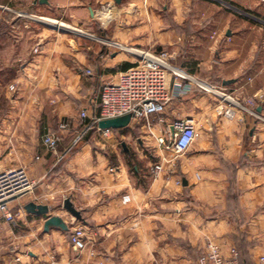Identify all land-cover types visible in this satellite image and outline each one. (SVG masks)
I'll use <instances>...</instances> for the list:
<instances>
[{
	"label": "crops",
	"instance_id": "obj_1",
	"mask_svg": "<svg viewBox=\"0 0 264 264\" xmlns=\"http://www.w3.org/2000/svg\"><path fill=\"white\" fill-rule=\"evenodd\" d=\"M147 50L170 54L189 89L151 116L150 127L131 124L108 139L91 129L71 147L87 122L80 111L97 115L101 86ZM175 80L166 74L168 91ZM211 88L252 100L254 114L227 118ZM177 119L191 120L197 133L181 155L169 147ZM48 132L61 137L57 154L41 142ZM154 163L163 167L158 178L150 176ZM19 167L36 185L9 203L14 220L0 214V264H199L207 242L224 258L235 249L243 264H259L264 0H0V170ZM67 199L82 220L64 210ZM29 203L47 206L68 231L43 232L46 217L27 213ZM76 227L92 258H77L69 242Z\"/></svg>",
	"mask_w": 264,
	"mask_h": 264
},
{
	"label": "built area",
	"instance_id": "obj_2",
	"mask_svg": "<svg viewBox=\"0 0 264 264\" xmlns=\"http://www.w3.org/2000/svg\"><path fill=\"white\" fill-rule=\"evenodd\" d=\"M170 57V54L165 51H142L137 53L134 65L120 72L116 82H108L101 86L99 92V113L90 119L86 109L80 111V119L87 120V122L71 147L75 146L85 133L91 129L99 132L101 138H112L114 136L112 129L102 130L98 128V122L102 120L130 115L129 125L143 122L147 127H150L151 116L163 114L175 97L184 94L189 89V84L181 81L188 80V77L170 64ZM168 72L172 73L176 79L173 82V91L166 89L165 76ZM86 74L90 75L91 71L88 70ZM210 90L219 95L226 103L223 113L227 118L232 119L236 110L254 114L248 108L255 106L252 100L241 103L217 88H211ZM67 128L68 123H60L61 130H66ZM170 128V149L175 155L184 154L197 137L194 123L189 119H177L170 124ZM60 141L61 137L58 134L50 132L45 133L41 138L43 146L53 154H57ZM61 159L60 157L59 160ZM162 172L161 163H154L150 168V176L153 178H158ZM35 185L22 167L0 170V214L3 215L6 221L11 222L15 218V215L9 210V203L13 199L31 193ZM129 201V197H123L124 203ZM69 242L75 249L77 258L85 256L89 259L94 256V252L90 249V241H88L83 227H76L72 230ZM15 261L17 264H24L20 262L19 258H16ZM80 264H88V262L81 259ZM199 264L241 263L238 252L235 249L231 250L229 258H224L215 244L207 242L206 251L199 260ZM259 264H264V257L259 259Z\"/></svg>",
	"mask_w": 264,
	"mask_h": 264
},
{
	"label": "water",
	"instance_id": "obj_3",
	"mask_svg": "<svg viewBox=\"0 0 264 264\" xmlns=\"http://www.w3.org/2000/svg\"><path fill=\"white\" fill-rule=\"evenodd\" d=\"M44 1L45 0H41V2ZM118 1L119 0H117V3ZM130 120H131L130 115H124L113 119L102 120L98 122V128L102 130L103 129L119 130L128 127L130 124ZM122 147L124 148L125 151H127L124 144H122ZM63 208L74 219L82 220L80 213L73 207L70 200L67 199L64 201ZM24 209L27 213L40 217L42 216L46 217L43 225V232L46 233L51 228L59 229L61 231H68V226L62 220V218L58 216H49V209L47 206L37 205L35 203H29L24 207Z\"/></svg>",
	"mask_w": 264,
	"mask_h": 264
},
{
	"label": "rangeland",
	"instance_id": "obj_4",
	"mask_svg": "<svg viewBox=\"0 0 264 264\" xmlns=\"http://www.w3.org/2000/svg\"><path fill=\"white\" fill-rule=\"evenodd\" d=\"M101 11H103V10H101ZM104 12V11H103ZM103 15H105V14H102V16ZM109 17V16H108ZM22 19V22L20 23V24H24V22H28V19H26V18H21ZM36 25H38L39 27H42L41 26V24H39V23H37ZM64 25H66L67 27H68V29H65V30H69V31H72L73 33H75L72 29H76V30H78V31H80V33H78V34H83L84 35V30L83 29H80V28H73V27H71V26H69V25H67V24H64ZM22 26V25H21ZM148 51V50H147ZM3 61H5V62H7V60H9V58L8 57H5L4 59H2ZM6 76H7V74H5ZM10 89H12V87H10ZM1 107H2V109L4 108V105L3 104H1ZM22 168H24L25 169V167H22ZM26 170V169H25ZM27 172V171H26Z\"/></svg>",
	"mask_w": 264,
	"mask_h": 264
},
{
	"label": "bare ground",
	"instance_id": "obj_5",
	"mask_svg": "<svg viewBox=\"0 0 264 264\" xmlns=\"http://www.w3.org/2000/svg\"><path fill=\"white\" fill-rule=\"evenodd\" d=\"M103 17V19H105V17H107V15H103L102 16ZM108 18V17H107ZM49 23L50 24H53V25H55V26H57V27H59V28H64V29H68V27L66 26V25H64L63 23H57V22H50L49 21ZM74 32H76V33H80V31H78V30H76V29H72ZM133 50V49H132ZM137 50H135V51H132V52H136ZM137 53H140V51L139 52H137Z\"/></svg>",
	"mask_w": 264,
	"mask_h": 264
},
{
	"label": "trees",
	"instance_id": "obj_6",
	"mask_svg": "<svg viewBox=\"0 0 264 264\" xmlns=\"http://www.w3.org/2000/svg\"><path fill=\"white\" fill-rule=\"evenodd\" d=\"M130 67H131V66H126V69H128V68H130ZM114 131H118V130H114ZM239 261H240L241 264H243V263L241 262L240 258H239Z\"/></svg>",
	"mask_w": 264,
	"mask_h": 264
}]
</instances>
